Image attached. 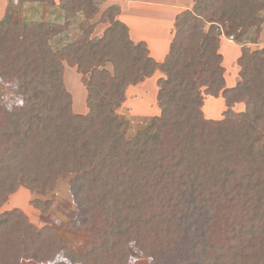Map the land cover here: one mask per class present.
<instances>
[{
	"label": "trees",
	"instance_id": "1",
	"mask_svg": "<svg viewBox=\"0 0 264 264\" xmlns=\"http://www.w3.org/2000/svg\"><path fill=\"white\" fill-rule=\"evenodd\" d=\"M45 1L61 14L55 20L44 21V13L39 21L19 18L23 3ZM104 1L8 0L0 83L14 90L6 104L0 97V207L21 186L45 195L69 178L77 213L68 226L82 234L100 218L110 236L100 244L97 234L87 235L79 245L77 236L37 227L17 210L0 212V264H129L131 243L151 264H264V144L257 138L264 130V48L242 45L264 25V0H193L175 18L162 62L130 39L118 6L94 22ZM74 21L80 33L54 41ZM103 23L101 36L92 37ZM222 35L241 45L232 87L225 85ZM63 62L80 75L84 115L72 112ZM155 72L162 74L159 115L146 133L157 136L124 139L116 111L125 91ZM206 98L223 100L221 119L204 117ZM238 104L242 111L234 110ZM49 205L35 203L43 214ZM230 205L247 221L228 218L227 243L210 245L215 211Z\"/></svg>",
	"mask_w": 264,
	"mask_h": 264
},
{
	"label": "rangeland",
	"instance_id": "2",
	"mask_svg": "<svg viewBox=\"0 0 264 264\" xmlns=\"http://www.w3.org/2000/svg\"><path fill=\"white\" fill-rule=\"evenodd\" d=\"M15 3L16 0H14V4ZM51 5L52 4L50 2L48 3V1L42 2V5L40 6L35 3H23L20 12H18L20 14L19 18L24 21H39L41 19V15L44 13V21H53L55 20V17L60 16L61 14L58 12V9L57 11H53ZM134 5L135 6L128 5L125 7V16L130 17L131 15H134L140 19H143L144 17H148L150 19L161 17L164 14L160 9L140 7L137 4ZM145 5L149 6L150 4L147 2ZM105 9L103 5L100 6L98 15L94 17V22L100 19V15ZM262 16H264V12ZM59 21L62 23L63 19H60ZM78 21L71 23L68 31L65 32L66 35H64V33L56 37L54 41L60 40L62 41V44H64L67 41L65 36H69L70 40L77 36L80 33ZM107 26V23H103L94 27L92 37L96 36V34L101 36L103 33L102 30ZM172 33L175 34V30H172ZM222 37L225 36L222 35ZM225 38L221 41L219 52L223 56L222 67L224 68L225 79L228 86H233L234 84L231 81H233L234 77H237L238 74L236 59L239 55V48L235 45L233 46L232 44L227 43ZM228 40L233 41L231 38H228ZM233 43L235 42L233 41ZM242 45L248 46L251 50L264 48V25L261 27L260 31L250 30L247 32L243 37ZM159 77H162V74L155 72L151 76V80H149L146 85L142 86L140 89L130 88L131 86L128 87L129 89H126L125 99L121 107L118 111H116L119 116L121 130L125 133L124 139H130L139 133L145 134L150 138L157 136L156 133H146V128L149 124V119L153 116L159 115V109L156 105L158 90L156 81ZM63 83L65 89L70 93L72 98V112L77 115L86 114V92L80 82V75L77 74L75 68L69 67L65 62H63ZM13 90V84L3 85L0 83V97L3 103L6 104L12 95ZM142 90H146L144 94H140L142 93ZM204 101L203 110L205 117L210 120L219 119L221 112L225 109V103H223L222 99L206 98ZM235 109L236 111H242L244 106L242 104H238L235 105L234 110ZM261 124L264 126V121H262ZM260 130L261 131L257 138H260L261 143L264 144V130L263 128ZM69 180V178L59 180L56 183L54 190L45 195H41L40 193H30L25 187L21 186L15 193L10 195L7 201L0 207V212L17 210L26 215L28 220L37 227L45 225L51 226L58 234L66 238L77 236L79 245H81V243H85L84 241L88 238L87 235L91 234H97L98 242H100V244H104L105 240H107L110 235L106 232L104 233L103 230H100V218L92 219L91 225L82 234H75L73 229L68 226L69 223L76 217L77 213V208L74 205L71 195V188L69 187ZM37 201L48 202L50 204L45 214L35 207V203ZM230 217L240 225L245 224L247 221V218L239 205L225 206L224 208L216 210L214 214V221L210 229V245L221 247L227 243L225 235V231L227 229L226 220ZM128 252L129 264H151L149 259L141 257V255L134 249L132 243L128 246ZM23 264H31V262H23Z\"/></svg>",
	"mask_w": 264,
	"mask_h": 264
},
{
	"label": "crops",
	"instance_id": "3",
	"mask_svg": "<svg viewBox=\"0 0 264 264\" xmlns=\"http://www.w3.org/2000/svg\"><path fill=\"white\" fill-rule=\"evenodd\" d=\"M52 1L55 6L58 4V0H52ZM147 2L151 6L145 5ZM35 4L40 6L42 5V2H35ZM134 4H137L140 7H150V8L160 9L161 11H163L164 14L161 17L150 18V19L148 17H144L143 19H140V18L135 17L134 15H131L130 16L131 18L129 16H125V7H127L128 5L135 6ZM7 5H8V0H0V21L3 20L4 18ZM102 5L104 9L112 5L118 6L120 8V14L117 16V19L123 22L127 26L130 39L135 43L144 42L147 46V49H149L148 50L149 56L156 62H162L168 53L170 43L174 37L172 30H174L175 18L182 11L190 10L193 5V0H179V1H173V0H105ZM207 27L208 25L206 26V28ZM99 36H100L99 34L98 35L96 34V36L94 37H99ZM223 38L225 37H221V41ZM225 40L227 43H230L233 46L235 45L236 47H238L239 54H240V46L238 44L233 43V41H230L227 38H225ZM221 41H220V44H221ZM219 51H220V47H219ZM222 62H223V56H222ZM224 79H225V76H224ZM237 79H238V74H237V77H234L233 81L231 82H233V84L235 85ZM149 80H151V78L145 79L143 82L135 86H131L130 88L140 89L142 86H145ZM225 85L226 87H232V86H228L226 79H225ZM143 90H142V93L140 94H144L146 90L145 91ZM215 99H221V98H215ZM204 102L202 106L203 115H204V110H203ZM223 111L221 112V116L219 119H221ZM206 119H209V118H206ZM219 119H216V120H219ZM21 264H23V262ZM31 264H35V263L31 262Z\"/></svg>",
	"mask_w": 264,
	"mask_h": 264
}]
</instances>
